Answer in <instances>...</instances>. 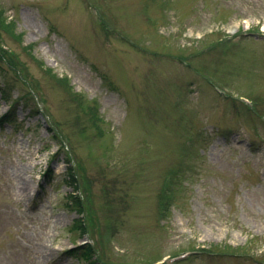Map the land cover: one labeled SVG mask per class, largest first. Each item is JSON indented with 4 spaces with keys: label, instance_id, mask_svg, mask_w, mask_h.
<instances>
[{
    "label": "rangeland",
    "instance_id": "obj_1",
    "mask_svg": "<svg viewBox=\"0 0 264 264\" xmlns=\"http://www.w3.org/2000/svg\"><path fill=\"white\" fill-rule=\"evenodd\" d=\"M168 263L264 264V0H0V264Z\"/></svg>",
    "mask_w": 264,
    "mask_h": 264
},
{
    "label": "trees",
    "instance_id": "obj_2",
    "mask_svg": "<svg viewBox=\"0 0 264 264\" xmlns=\"http://www.w3.org/2000/svg\"><path fill=\"white\" fill-rule=\"evenodd\" d=\"M250 256H252V255H249L248 257H250Z\"/></svg>",
    "mask_w": 264,
    "mask_h": 264
}]
</instances>
